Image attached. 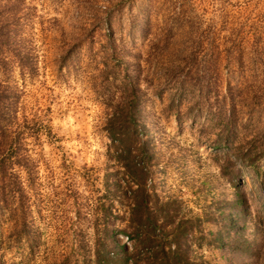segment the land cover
<instances>
[{"label":"rangeland","instance_id":"374dc122","mask_svg":"<svg viewBox=\"0 0 264 264\" xmlns=\"http://www.w3.org/2000/svg\"><path fill=\"white\" fill-rule=\"evenodd\" d=\"M0 264H264V0H0Z\"/></svg>","mask_w":264,"mask_h":264}]
</instances>
